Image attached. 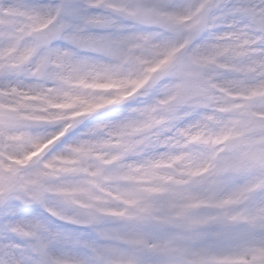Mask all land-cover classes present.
<instances>
[{
  "label": "snow or ice",
  "instance_id": "snow-or-ice-1",
  "mask_svg": "<svg viewBox=\"0 0 264 264\" xmlns=\"http://www.w3.org/2000/svg\"><path fill=\"white\" fill-rule=\"evenodd\" d=\"M0 264H264V0H0Z\"/></svg>",
  "mask_w": 264,
  "mask_h": 264
}]
</instances>
